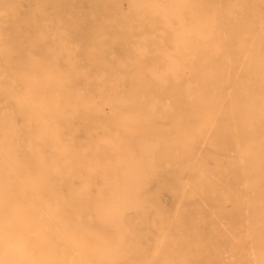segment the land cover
Returning <instances> with one entry per match:
<instances>
[{
  "label": "rangeland",
  "instance_id": "obj_1",
  "mask_svg": "<svg viewBox=\"0 0 264 264\" xmlns=\"http://www.w3.org/2000/svg\"><path fill=\"white\" fill-rule=\"evenodd\" d=\"M134 11L131 0H0V184L23 211L0 218V241L12 228L54 264H264V0L159 10L145 50ZM23 62L39 70L14 82ZM139 111L165 141L142 134Z\"/></svg>",
  "mask_w": 264,
  "mask_h": 264
},
{
  "label": "bare ground",
  "instance_id": "obj_2",
  "mask_svg": "<svg viewBox=\"0 0 264 264\" xmlns=\"http://www.w3.org/2000/svg\"><path fill=\"white\" fill-rule=\"evenodd\" d=\"M43 2H44V0H43ZM185 2V0H131V8H133V10H137V11H134V12H136V14H137V16H138V18H137V24H136V26H135V30H136V33H137V38L139 37V44L138 45H136V48L137 49H139V50H145V44H146V42H148V41H150V40H153V38H155V35L159 32V29H158V24H157V20H159V18H162L161 16H160V13H159V10H161L163 13H165V15H177L178 13H180V10H181V8H182V4ZM253 9V8H252ZM253 11V10H252ZM250 12V11H249ZM253 12H255V11H253ZM49 13V12H48ZM247 14V13H246ZM10 16V15H9ZM244 18V17H243ZM247 18V17H246ZM132 20H133V18H132ZM248 20V19H247ZM162 21V20H161ZM57 22V21H56ZM59 22V21H58ZM58 22H57V24H58ZM67 22V21H66ZM249 22H251V21H249ZM61 23V22H60ZM63 23V22H62ZM161 23V22H160ZM56 24V23H55ZM65 24H68V23H65ZM165 24V23H164ZM2 25V24H1ZM47 25H48V23H47ZM215 25V24H214ZM44 26V25H43ZM53 26V25H52ZM60 26V25H59ZM68 26V25H67ZM66 26V27H67ZM162 26H164V25H162ZM3 27H4V25H3ZM56 28H57V25L55 26ZM244 27V26H243ZM249 27V26H248ZM8 29V28H7ZM39 29V28H38ZM38 29H36L37 31H38ZM45 29V28H44ZM66 29V28H65ZM67 29H69V28H67ZM1 30V29H0ZM70 30V29H69ZM135 30H134V32H135ZM236 30V29H235ZM239 30V29H238ZM1 31H3V30H1ZM65 31H67V30H65ZM69 32V31H68ZM66 33V32H65ZM132 33H133V31H132ZM235 33V32H234ZM240 33V32H239ZM241 33H242V31H241ZM245 33V32H244ZM159 34V33H158ZM163 34V33H162ZM49 35V34H48ZM69 35V34H68ZM240 35V34H239ZM134 36V35H133ZM158 36V35H157ZM241 36V35H240ZM5 37V36H4ZM135 38H136V36H135ZM264 38V37H263ZM57 39V38H56ZM63 40L65 39V38H62ZM163 39V38H162ZM161 39V40H162ZM179 39H182V38H179ZM179 39L177 38V40H174L173 41V43H174V47H176V43L179 41ZM244 39V38H243ZM4 40V39H3ZM67 40H69L68 38H67ZM66 39H65V41H67ZM241 40V39H240ZM61 41V40H60ZM154 41V40H153ZM152 41V42H153ZM243 41V40H242ZM259 41V40H258ZM63 42V44L65 43L66 44V42H64V41H62ZM70 42V41H69ZM138 43V42H137ZM163 43V42H162ZM62 44V43H61ZM67 44H69V43H67ZM67 44H66V46H67ZM154 44V43H153ZM157 44V43H156ZM242 44V43H241ZM150 45V44H149ZM1 46H3V45H1ZM8 46V45H7ZM153 46V45H152ZM158 46V45H157ZM235 46V45H234ZM51 49H53L52 47H50ZM49 48V49H50ZM63 49V48H62ZM59 51H61L60 49H58ZM151 50V49H150ZM234 50V49H233ZM241 50V49H240ZM243 50V49H242ZM11 51V50H10ZM249 51V50H248ZM251 51V50H250ZM53 52V51H52ZM56 52H57V50H56ZM56 52L54 53V54H56ZM202 52V51H201ZM232 52H235V51H232ZM247 52V51H246ZM65 53V52H64ZM238 53V52H237ZM9 54V53H8ZM151 54V53H150ZM244 54V53H243ZM248 54H249V52H248ZM2 55L3 54H1V57H2ZM152 55V54H151ZM201 55V54H200ZM231 55V54H230ZM238 55V54H237ZM245 55V54H244ZM9 56H10V54H9ZM144 56V55H143ZM150 56V55H149ZM236 56V55H235ZM200 57V56H199ZM205 57H206V55H205ZM4 58V57H3ZM6 58V57H5ZM75 58H76V56H75ZM202 58V57H201ZM9 59V58H8ZM7 59V60H8ZM11 59V58H10ZM73 59H74V57H73ZM205 60V59H204ZM4 61H5V59H4ZM33 61H35V60H33ZM193 61V60H192ZM214 61V60H213ZM1 62H3V60L1 61ZM6 62H8L9 63V61H6ZM248 62V61H247ZM23 63H25V62H23ZM123 63V62H122ZM221 63V62H220ZM158 64V63H157ZM7 65V64H6ZM68 65H70V64H68ZM72 65V64H71ZM153 65V64H152ZM155 65V64H154ZM172 65H174V66H176L177 65V63H172ZM202 65V64H201ZM216 65H217V63H216ZM39 63H36V62H31V63H28V64H23V67L22 66H20L19 67V64L16 66V68H14V72H13V80H14V82H17V81H20V82H23V81H27V80H29V81H31V77H30V74H33L37 69L39 70ZM198 66V65H197ZM244 66V65H243ZM5 67V66H4ZM8 67V66H7ZM170 67V66H169ZM171 67H173V66H171ZM206 67V66H205ZM222 67V66H221ZM44 68H45V66H44ZM48 68V67H47ZM174 68V67H173ZM173 68H171V70H173ZM189 68V67H188ZM73 68H69L68 69V72L69 73H71V74H74V70H72ZM131 69V68H130ZM123 70V69H122ZM139 70V69H138ZM197 70V69H196ZM54 71L55 70H53V69H49V70H45V72H44V83H46V82H48V81H51L54 77H56V74L54 73ZM127 71V70H126ZM125 71V72H126ZM1 72V71H0ZM140 72V71H139ZM217 72V71H216ZM263 72V71H262ZM197 73V72H196ZM215 74V73H214ZM264 74V73H263ZM38 75V74H37ZM107 75V74H106ZM120 76V75H119ZM122 77V76H121ZM88 78V77H87ZM125 78V77H124ZM153 78V77H152ZM114 79H115V77H114ZM131 79H133L134 81H136V82H139L140 81V79H139V76H138V74L136 73V75L134 74L132 77H131ZM259 79V78H258ZM55 80V79H54ZM98 80H100L99 78H98ZM113 80V79H112ZM116 80V79H115ZM119 80H121V79H119ZM146 80V79H145ZM33 81V80H32ZM97 81V80H96ZM126 81V80H125ZM144 81V80H143ZM67 82H69V81H67ZM72 82V81H71ZM105 82V81H104ZM148 82V81H147ZM259 82V81H258ZM19 83V82H18ZM33 83V82H32ZM35 83V82H34ZM92 83V82H91ZM98 83V82H97ZM263 83V82H262ZM15 84H17V83H15ZM20 85H21V83H19ZM75 84V83H74ZM93 84V86H94V89L96 90H98V88L96 87V84L95 83H92ZM91 84V85H92ZM111 84H112V82H111ZM53 85V84H52ZM57 85V84H56ZM90 85V86H91ZM120 85V84H119ZM257 85V84H256ZM139 86V85H138ZM141 86V85H140ZM148 86V85H147ZM239 86V85H238ZM18 87V86H17ZM54 87V86H53ZM89 87V86H88ZM105 87V86H104ZM130 87V86H129ZM133 87H135V86H133ZM132 87V88H133ZM150 87H153V86H150ZM262 87V86H261ZM19 88V87H18ZM57 88V87H56ZM64 88V87H63ZM68 88V87H67ZM101 88V87H100ZM131 88V89H132ZM140 88V87H139ZM138 88V89H139ZM154 89H155V87H153ZM37 89V88H36ZM69 89V88H68ZM77 89V88H76ZM105 89V88H104ZM103 89V90H104ZM112 89V88H111ZM110 89V90H111ZM116 89H118V88H116ZM136 89V88H135ZM251 89H252V87H251ZM46 90V89H45ZM56 90V89H55ZM65 90V89H64ZM71 90V89H70ZM72 90H74V88L72 89ZM84 90V89H83ZM108 90V89H107ZM38 91V90H37ZM50 91V90H49ZM79 91V90H78ZM137 91V90H136ZM264 91V90H263ZM42 92V91H41ZM52 92V91H51ZM54 92V91H53ZM77 92V91H76ZM104 92V91H103ZM127 92V91H126ZM43 93V92H42ZM62 93H64V92H62ZM61 93V94H62ZM82 93V92H81ZM84 93V92H83ZM98 93V92H97ZM110 93V92H109ZM156 93V92H155ZM41 94V93H40ZM71 94V93H70ZM79 94V93H78ZM86 94V93H85ZM114 94V93H113ZM140 94V93H139ZM148 94V93H147ZM43 95V94H42ZM54 95V94H53ZM36 96V95H35ZM62 96V95H61ZM69 95H67V97H68ZM122 96V95H121ZM78 97H80L79 95H78ZM156 97V96H155ZM169 97H171V98H173V93L172 92H170V96ZM43 98V97H42ZM51 98H52V96H51ZM54 98V97H53ZM60 98V97H59ZM63 98V97H62ZM112 98V97H111ZM113 98H115V97H113ZM137 98V97H136ZM150 98V97H149ZM158 98V97H157ZM46 99V98H45ZM82 99V98H81ZM107 99V98H106ZM117 100H118V98H116ZM142 99V98H141ZM239 99V98H238ZM37 100V99H36ZM56 100V99H55ZM67 100V99H66ZM95 100V99H94ZM98 100H100V99H98ZM104 100H105V98H104ZM126 100V99H125ZM136 100V99H135ZM58 101V100H57ZM62 101V100H61ZM84 101V100H83ZM111 101V100H110ZM121 101V100H120ZM146 101V100H145ZM36 102V101H35ZM43 102V101H42ZM64 102V101H63ZM107 102V101H106ZM138 102H139V100H138ZM28 103V102H27ZM49 103V102H48ZM56 103V102H55ZM65 103V102H64ZM95 103V102H94ZM93 103V104H94ZM120 103H122V102H120ZM119 103V104H120ZM141 103V102H140ZM35 104V103H34ZM70 104V103H69ZM76 104V103H75ZM74 104V105H75ZM102 104V103H101ZM106 104V103H105ZM126 104H128V103H126ZM43 105V104H42ZM150 105V104H149ZM29 106V105H28ZM46 106V105H45ZM50 106H52L51 104H50ZM78 106V105H77ZM142 106V105H141ZM145 106V105H144ZM206 106V105H205ZM43 107V106H42ZM55 107V106H54ZM63 107H64V105H63ZM82 107V106H81ZM130 107V106H129ZM132 107V106H131ZM152 107H153V105H152ZM30 108H32V107H30ZM74 108V107H73ZM80 108V107H79ZM99 108V107H98ZM101 108V107H100ZM142 108V107H141ZM60 109V108H59ZM61 109H62V106H61ZM91 109V108H90ZM140 109V108H139ZM44 110V109H43ZM42 110V111H43ZM49 110V109H48ZM89 110V109H88ZM104 110V109H103ZM112 110V109H111ZM143 110V109H142ZM157 110H158V108H157ZM204 110V109H203ZM35 111V110H34ZM39 111V110H38ZM41 111V110H40ZM45 111V110H44ZM56 111V110H55ZM65 111V110H64ZM100 111V110H99ZM102 111V110H101ZM144 111H145V109H144ZM36 112V111H35ZM46 112V111H45ZM45 112H43V113H45ZM58 112V111H57ZM60 112V111H59ZM93 112V111H92ZM105 112V111H104ZM116 112V111H115ZM137 112V111H136ZM147 112V111H146ZM203 112V111H202ZM211 112V111H210ZM62 113V112H61ZM142 112L141 111H139V114L140 115H138L139 116V123H140V125H141V128H139V129H142L141 131H142V134H145V135H149L150 134V136H153L156 140H158V141H165V139H164V137H165V133H164V131H163V129H161L160 128V126H159V124L157 123V121L155 122V120H153V118L152 117H148L147 115H144V114H141ZM148 113V112H147ZM151 113V112H150ZM154 113V112H153ZM163 113H165V112H163ZM172 113H173V111H172ZM176 113V112H175ZM38 114V113H37ZM42 114V113H41ZM59 114V113H58ZM158 114V113H157ZM176 114H178V113H176ZM36 115V114H35ZM57 115V114H56ZM153 115V114H152ZM40 116V115H39ZM43 116H44V114H43ZM42 116V117H43ZM48 116V115H47ZM70 116V115H69ZM87 116V115H86ZM45 117V116H44ZM56 117V116H55ZM85 117V116H84ZM92 117V116H91ZM39 118V117H38ZM47 118V117H46ZM66 118V117H65ZM111 118V117H110ZM173 118H175V117H173ZM177 118V117H176ZM179 118V117H178ZM48 119V118H47ZM107 119H109V117H107ZM106 119V120H107ZM117 119V118H116ZM43 120V119H42ZM50 120V119H49ZM63 120V119H62ZM65 120V119H64ZM125 120V119H124ZM136 120V119H135ZM44 121V120H43ZM126 121V120H125ZM48 122V121H47ZM102 122V121H101ZM106 122H108V121H106ZM127 122V121H126ZM54 123V122H53ZM69 123H71V122H69ZM138 123V124H139ZM43 124V123H42ZM57 124V123H56ZM61 124H63V123H61ZM60 124V125H61ZM104 124H106V123H104ZM137 124V123H136ZM45 125H47V124H45ZM109 125V124H108ZM119 125V124H118ZM68 127H69V125H67ZM122 126H123V124H122ZM177 126V125H176ZM63 127V126H62ZM105 127H108V126H106L105 125ZM55 128V127H54ZM57 128H59V127H57ZM61 128V127H60ZM126 128V127H125ZM56 129V128H55ZM138 129V130H139ZM134 130H135V128H134ZM55 131V130H54ZM60 131V130H59ZM52 132V131H51ZM137 132V131H136ZM58 133V132H57ZM63 133V132H62ZM137 133H139V132H137ZM192 133V132H191ZM134 134V133H133ZM51 135V134H50ZM53 135H55V134H53ZM63 135V134H62ZM56 136V135H55ZM60 136V135H59ZM71 136V135H70ZM193 136V135H192ZM191 136V137H192ZM114 137V136H113ZM130 137V136H129ZM168 137V136H167ZM59 138V137H58ZM41 139V138H40ZM64 139V138H63ZM55 141H56V139H55ZM183 141H184V139L182 138V143H183ZM191 141H192V139H191ZM195 141V140H194ZM197 141V140H196ZM60 142V141H59ZM62 142V141H61ZM111 142V141H110ZM155 142V141H154ZM186 142V141H185ZM63 143H65V142H63ZM68 143V142H67ZM73 143V142H72ZM156 143V142H155ZM70 144V143H69ZM63 145V144H62ZM190 145V144H189ZM197 145V144H196ZM201 145V144H200ZM67 146V145H66ZM70 146V145H69ZM69 146H67V147H69ZM95 146V145H94ZM159 146H161V145H159ZM166 146H167V144H166ZM65 147V146H64ZM63 147V148H64ZM72 147H74V146H72ZM72 147H70V148H72ZM83 147V146H82ZM82 147H80V148H82ZM69 149V148H68ZM78 149V148H77ZM91 149V148H90ZM94 149V148H93ZM94 150H96V148L94 149ZM145 150V149H144ZM164 150V149H163ZM69 151V150H68ZM71 151V150H70ZM84 151V150H83ZM91 151V150H90ZM149 151V150H148ZM79 152V151H78ZM92 152H93V150H92ZM95 152V151H94ZM72 153H74L73 151H72ZM85 153V152H84ZM84 153H82V154H84ZM188 153H189V151H188ZM65 154V153H64ZM76 154V153H75ZM90 154V153H89ZM92 154V153H91ZM193 154V153H192ZM67 155H69V154H67ZM73 155V154H72ZM95 155V154H94ZM197 155V154H196ZM70 156V155H69ZM2 157V156H1ZM74 157V156H73ZM72 157V158H73ZM87 157V156H86ZM37 158H39V157H37ZM42 158V157H41ZM89 158H90V156H89ZM2 159H3V157H2ZM73 160H75V159H73ZM89 160V159H88ZM87 160V161H88ZM9 163V162H8ZM1 164V163H0ZM4 164V163H3ZM8 165V164H7ZM6 166V165H5ZM4 166V167H5ZM2 167V166H1ZM11 168V167H10ZM12 169V168H11ZM90 169V168H89ZM14 171V170H13ZM34 173V172H33ZM262 174H263V172H261ZM261 173L258 175V176H261ZM13 174H15V173H13ZM19 174V173H18ZM17 174V175H18ZM4 176V175H3ZM2 176V177H3ZM12 176V175H11ZM1 177V178H2ZM13 177H15V176H13ZM262 178V177H261ZM7 180V178H3V180L1 181V182H3L4 180ZM16 179V178H15ZM14 179V180H15ZM19 179V178H18ZM25 180H26V177L24 178ZM13 180V181H14ZM17 180V179H16ZM12 181V182H13ZM19 181H21V180H19ZM0 182V183H1ZM22 183H23V181H21ZM17 183H19V182H17ZM21 183V184H22ZM13 184V183H12ZM13 185H15V183L13 184ZM19 186V185H18ZM21 186V185H20ZM24 186V185H23ZM7 186L4 184V183H2V184H0V202H2L3 204H6L7 202L9 203V202H12L13 200L12 199H10L9 197H10V195H9V191L8 190H10V189H8V188H6ZM17 187V186H16ZM15 187V188H16ZM20 188V187H19ZM26 188V187H25ZM26 190V189H25ZM20 191V190H19ZM22 191H24V190H22ZM27 192H28V190H27ZM17 193H18V191H17ZM30 196V195H29ZM12 200V201H11ZM18 202H19V200H18ZM37 202V201H36ZM35 202V203H36ZM8 203H7V205H8ZM13 204V203H12ZM37 204V203H36ZM10 205V204H9ZM9 205L7 206L8 207V210H9V212L7 213V214H4V212H3V210H2V212H3V215H0V218H1V220L2 221H4L5 223H8L9 222V220L8 219H6V220H4V215L6 216H11V217H17V216H19V217H22L23 216V211L21 210V209H17V208H9ZM40 205V204H39ZM38 205V206H39ZM125 205V204H124ZM6 207V206H5ZM6 207V208H7ZM37 207V206H36ZM39 207H42V205L41 206H39ZM39 207H37L38 209H42V208H39ZM1 208V207H0ZM43 210H44V208H43ZM2 212H0V213H2ZM241 212V211H240ZM43 213H44V211H43ZM13 218V219H14ZM237 218V217H236ZM24 223H26V222H24ZM54 223V222H53ZM9 224V223H8ZM55 224V223H54ZM54 224H53V226H54ZM237 224H238V222H237ZM57 226V225H56ZM55 227V226H54ZM233 227H235V226H233ZM57 228H59V227H57ZM237 228V227H236ZM231 231V230H230ZM38 232V231H37ZM232 232V234H233V236L234 237H236V235H237V233L235 232V231H231ZM5 233H7V235H9L10 237L9 238H6V239H4L6 242H7V245H8V247L7 246H5V242H3V240L2 241H0V264H54V262H50V261H48V260H46V258H45V256H44V254L43 253H41V252H38V253H34L33 252V249L32 248H30V247H28V246H26L25 245V243L23 242V241H21L20 240V234H18L19 232H17V231H14L12 228H6V232ZM230 234V233H229ZM231 234V235H232ZM31 235V234H30ZM34 235H35V233H34ZM61 235V234H60ZM241 235V234H240ZM264 235V234H263ZM14 236H17L18 238L17 239H15L14 238ZM65 236V235H64ZM63 238V237H62ZM213 238V237H212ZM233 238V237H232ZM261 238V237H260ZM64 239V238H63ZM65 240V239H64ZM237 241H238V239H237ZM234 242H235V240H234ZM238 244H239V242H238ZM69 245V244H68ZM228 247V246H227ZM240 247V246H239ZM240 248H242V247H240ZM233 249V248H232ZM232 249H230V251H229V249L227 250L228 252H231L232 251ZM236 249V248H235ZM237 249H238V247H237ZM211 250V249H210ZM239 250H241V249H239ZM219 251V250H218ZM218 251H216V253L218 252ZM234 251H236V250H234ZM238 251V250H237ZM74 252V251H73ZM233 252V251H232ZM211 253V252H210ZM219 253H220V251H219ZM254 253V252H253ZM253 253L252 252H250L249 253V255H251V256H253ZM221 254V253H220ZM234 254H237V252L236 253H234ZM75 255H76V253H75ZM79 255V254H78ZM231 255H232V253H231ZM211 256V255H210ZM230 256V255H229ZM80 257V256H79ZM256 257H258V256H256ZM65 258H66V256H65ZM75 258H76V256H75ZM224 258V257H223ZM259 258V257H258ZM67 259V258H66ZM239 259H241V258H238L237 260H239ZM68 260L70 261V263L71 264H81L79 261H76L73 257H70V258H68ZM258 260V259H257ZM262 261V260H261ZM237 262V261H236ZM240 262V261H239ZM56 263V262H55ZM83 264V263H82ZM240 264V263H239ZM256 264V263H255Z\"/></svg>",
  "mask_w": 264,
  "mask_h": 264
}]
</instances>
